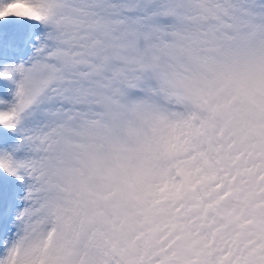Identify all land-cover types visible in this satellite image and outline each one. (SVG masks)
Listing matches in <instances>:
<instances>
[{
	"label": "snow or ice",
	"instance_id": "snow-or-ice-1",
	"mask_svg": "<svg viewBox=\"0 0 264 264\" xmlns=\"http://www.w3.org/2000/svg\"><path fill=\"white\" fill-rule=\"evenodd\" d=\"M0 264H264V0H0Z\"/></svg>",
	"mask_w": 264,
	"mask_h": 264
},
{
	"label": "rangeland",
	"instance_id": "rangeland-1",
	"mask_svg": "<svg viewBox=\"0 0 264 264\" xmlns=\"http://www.w3.org/2000/svg\"><path fill=\"white\" fill-rule=\"evenodd\" d=\"M22 31V29L17 28L15 26L7 27L3 30V35L0 36V54L3 55L4 59L10 60L13 57L16 60H19V56H14L13 53H10L8 51L9 47L14 42H19L21 39L19 33ZM5 45V46H4ZM0 88H4L7 91V98L11 99V91L13 90L14 86L7 84L6 82L0 81ZM0 175H5L0 173ZM15 187V181L13 179L5 178L2 181H0V193H2L5 203L8 202L10 196L12 195V192Z\"/></svg>",
	"mask_w": 264,
	"mask_h": 264
}]
</instances>
